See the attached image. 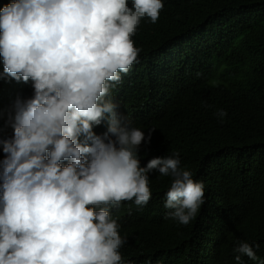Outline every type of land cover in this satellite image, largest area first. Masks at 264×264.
Wrapping results in <instances>:
<instances>
[{"label": "clouds", "instance_id": "obj_1", "mask_svg": "<svg viewBox=\"0 0 264 264\" xmlns=\"http://www.w3.org/2000/svg\"><path fill=\"white\" fill-rule=\"evenodd\" d=\"M4 1L3 73L34 91L15 102L14 136L0 145V264H121L131 243L114 214L122 201L147 205L153 172L172 178L166 218L188 225L203 182L180 167L179 152L141 166L155 129L145 137L123 125L108 98L137 61L141 20L156 23L162 0ZM234 251L257 259L246 242Z\"/></svg>", "mask_w": 264, "mask_h": 264}, {"label": "trees", "instance_id": "obj_2", "mask_svg": "<svg viewBox=\"0 0 264 264\" xmlns=\"http://www.w3.org/2000/svg\"><path fill=\"white\" fill-rule=\"evenodd\" d=\"M162 2L156 23L141 20L132 37L140 49L137 61L108 98L123 125L140 128L145 137L155 129L150 144L139 148L141 166L179 152L180 167L204 184V203L188 225L166 218L172 178L150 173L147 205L122 201L114 214L131 243L121 264L127 258L142 264H260L264 0ZM6 4L0 0V8ZM33 91L3 73L0 57V145L14 136L15 102ZM218 110L227 115L218 117ZM93 130L103 134L106 122ZM239 242L252 246L257 259L235 252Z\"/></svg>", "mask_w": 264, "mask_h": 264}]
</instances>
